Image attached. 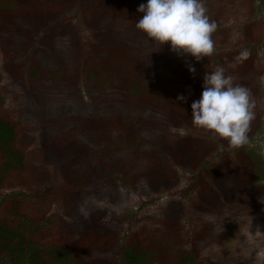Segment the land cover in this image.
Segmentation results:
<instances>
[{
    "label": "rangeland",
    "instance_id": "1",
    "mask_svg": "<svg viewBox=\"0 0 264 264\" xmlns=\"http://www.w3.org/2000/svg\"><path fill=\"white\" fill-rule=\"evenodd\" d=\"M16 1L15 9L0 7V72L5 82V110L15 119L19 118V142L32 158L31 172L35 173L36 180L40 182L41 179L57 177L56 195L50 210L56 216L60 230L70 235L87 264L102 256L95 250V245L100 244L102 248L103 240L97 236L93 239L90 234L86 240L83 239L85 231L78 224L86 214L83 210L74 211L73 205L81 199H92L86 194L97 186L108 191V198L113 197L109 201L111 209L116 212L114 216L102 218V222L115 226L118 239L114 250L107 254L108 264H121L120 246L131 228L141 222L157 223L163 234L167 232L169 250L177 251L174 254L176 259L170 264H194L199 260L192 242L199 226L205 222L213 225L220 242L214 243L216 247L207 245L200 262L205 257L203 264H216L218 256L233 251L236 259L228 264H264V234L256 230V225H260V230L264 231L263 185L254 202L250 187L242 188L234 199L236 204L228 202L236 211L239 205L240 209L246 206L243 208L245 211L253 210L249 218L238 223L235 216L231 217L232 207L226 204L222 192L208 175L215 166L222 168L224 173L228 167L232 172L242 173L244 167L237 161V153L247 149H252L264 163V0H204L217 29L212 37L215 52L200 61L190 54L180 55L171 51L168 42L159 46L136 29L135 23L143 16L137 8L147 0H126L125 4L121 1L115 7L112 3L95 5V1L88 0H47L48 5H42L41 0ZM91 4L95 6L89 8ZM85 12L91 13L92 18L88 16L90 22ZM106 26H110L107 31ZM2 27L4 31H1ZM56 28L58 32L50 35ZM99 33L105 36L104 44L101 43L102 36H96ZM100 43L102 50L109 48L115 57H121L123 49L129 47V59L134 61L136 57L145 56V60L137 63L138 66L143 65L137 69L136 65L130 67L127 62L123 64L129 66L126 72L123 70L126 67L118 71L101 63L94 67L102 74L98 78L87 70L86 62L91 46ZM242 50L250 52L245 60L249 62L246 72L233 75L229 70L226 75H231L234 82L250 84L256 102V118L249 133L251 145L234 149L226 141L194 127L191 117L186 115L176 119L175 124L169 122L163 126L159 111L170 110L169 106L177 104L178 96L189 101L198 100L203 91L201 80L205 73L215 70L217 56L226 60L230 55L238 56ZM147 59L151 61L147 72L154 77L157 74L159 77V70L170 65L175 70V86L167 87V91L158 90L155 96L152 94L141 112L133 100L123 112L121 105L125 102L119 99L120 103L113 107L121 115L114 114L113 119L116 120L111 121L110 126L101 122L105 116L109 119L107 110L101 111L97 107V103L102 104L110 96L106 90L111 88L121 97L122 91L128 89L127 93L135 99L137 94L132 92L129 84L127 87V83L134 78L141 79L138 71L145 66ZM241 63L236 61L235 67L243 68ZM189 65L195 68L194 73L189 71ZM111 70L115 75L107 82L106 75ZM106 71L110 72L106 74ZM154 77L153 80L146 79V90L155 85ZM186 99L180 101L185 103ZM48 111H52L50 117ZM173 117L175 119V114ZM52 121L65 124L66 136L75 141V144L68 143V150L50 151L54 154L53 160L45 156L40 146V130L36 131L40 125ZM93 122L98 126L92 125ZM102 124L105 125L102 127ZM95 132L101 134L100 139L110 140L118 148L109 161L93 150L87 136ZM59 137L54 135L56 140L65 142ZM57 144L58 148L63 146ZM73 144L83 151L78 159ZM202 146L208 151L200 159L197 152ZM176 148L180 150L176 151ZM190 148L195 153L188 158L186 155ZM58 154L64 156V162L55 158ZM72 158L77 160L71 163ZM63 163H71L68 169L72 177H76V185L68 183L64 187L60 181L59 169ZM146 172L155 180H148ZM160 176H165L168 183ZM12 190H3L2 193ZM211 190L216 193L211 195ZM174 200H181V210L171 225L163 213L167 203ZM220 214L222 216L217 217ZM77 233L78 237L74 238ZM91 246L94 252H89ZM184 255H188L189 260L186 261Z\"/></svg>",
    "mask_w": 264,
    "mask_h": 264
},
{
    "label": "trees",
    "instance_id": "2",
    "mask_svg": "<svg viewBox=\"0 0 264 264\" xmlns=\"http://www.w3.org/2000/svg\"><path fill=\"white\" fill-rule=\"evenodd\" d=\"M88 1H95V5L97 3H99V5H108L112 3L114 7L119 5L121 1L122 4H125L126 2V0ZM39 2L42 3V5L49 4L47 0H41ZM17 4L18 1L16 0H0V7L6 10L15 9ZM95 5L91 4L89 5V8H92ZM89 14L85 12V15H87L86 19L90 22L92 17ZM56 27H58V25H56ZM109 27L110 26L105 27L106 31ZM57 30L58 28H56L53 32H50V35L55 32L57 33ZM1 31H4V27L1 28ZM106 33L107 32H104L105 35ZM99 35L102 36L101 43L104 44L103 39L105 36L99 33L96 35L97 38H99ZM125 41L126 44L130 42L129 40ZM101 43L99 45L93 44L91 46V50L88 52L89 55L86 62L87 70L91 74H96L98 78H100L102 74L99 73V71H95L94 67L100 65L101 63L109 69L113 68L112 70L117 69L118 71L126 67V69H123L126 72L129 71L127 70L129 66L131 67L136 65L138 69L143 65L142 64L138 66L137 63L140 60H145V56L136 57L134 61L133 59L132 61L129 59L131 58L127 51L129 47L127 49H123L124 52L121 57H115L114 52L109 50V48L106 49L107 51L102 50ZM237 57V55L233 54L229 56V59L221 60V58L217 56L216 62L214 64L216 67H224L225 74L231 70L233 75L235 73L241 75L242 73L246 72L249 62L247 63V61L243 60L241 63L244 65L243 68H237L235 67L236 61L237 63H240V61L237 60ZM43 62L38 67V71H40ZM127 62L129 63V66L123 65L125 63L127 64ZM146 62L147 63H144L145 66L142 67L140 71H138V73L141 75V79L137 80L134 78L133 80H130L129 83H127V87L129 84L130 87H132V92L137 94L135 99L131 98L127 93V91H129L128 89L122 91L123 96L121 95V97L111 88L106 90L110 96H108L106 101H104L102 104L97 103V107L100 108L101 111L107 110L109 119H107L105 116L101 122H107L105 124L110 126V122L116 120L113 119L115 116L114 114L117 116L121 115L117 112V110L114 111L113 107L117 102H119V99H122L125 102L124 104L121 103L124 106L123 107L121 105L123 112L127 109L125 108L126 105L130 107L129 104L132 102V100L134 103H136L135 107L137 106L141 112V108L145 109L143 104L146 105L148 102H150V99L155 96L158 90L163 89L167 91V87H171L172 85L175 86V83L177 82L176 77H174L175 70L170 68V65H166L164 68L159 70V77L158 74L156 77H154L147 72L151 68V61L147 59ZM112 70L111 72L106 71V74L110 72L106 75L107 82H109L110 79L115 75L113 74ZM152 77L156 79L155 85H152V87L146 90V79L153 80ZM3 81L4 79L2 77V73L0 72V264H87V262L83 259V255L72 243L70 235L60 230L58 227L59 225L57 218L50 210V206L54 200V195H56L54 193V188L57 184L56 182L58 181L57 177L53 178V180L49 178L41 179V181L38 182L35 178V173L31 172L32 158H30L29 153H27L26 149L22 146V143L19 142V118L15 119L5 110L7 101L5 94L3 93V87L5 84ZM201 82H203V80H201ZM235 83L243 85L251 91L250 84L248 82L244 83L241 81H236ZM141 86L143 88H141ZM152 94L153 96H151ZM138 97H140L138 99L140 104L137 103ZM177 101V104H172V106H179V108H173L169 106L171 109L167 112H158L160 119L163 120V126L169 122L175 124L174 121H177L176 119H179L181 115L191 117V103L194 100L189 101L186 99L185 103H182L184 100L181 102L178 99ZM179 110H181V112H177ZM51 113L52 111H48L47 115L50 117ZM174 114L175 119L173 117ZM261 122L263 121H260L259 123ZM94 124L95 123L93 122L92 125ZM64 125L65 124L62 122L60 123L59 121H52L48 123L45 122V124L40 125L39 128L36 129V131L40 130V146L43 148L47 159L54 158V154L50 153V151L56 152L68 150V143L75 144L73 138L66 136L67 128H64ZM104 125L102 124V127ZM94 126L97 127L98 124ZM107 129H109V127ZM100 132L102 133V131ZM93 134L92 136L89 135L87 137L91 141L96 155L102 156L105 161L112 159L115 156V150L118 149L117 146H115L109 139V141L100 139L101 137L99 135L101 134H98L97 132ZM54 135L60 136L59 138H64L65 142H60L59 139L56 140ZM57 143L63 146L58 148ZM74 144L72 146L74 147L73 149H77L76 154L78 159L80 158L83 151L80 147L76 148ZM164 146L165 145H163V147ZM178 150L180 149L176 148V151ZM207 151L208 148L203 146L201 149H198L197 153L200 154V159L206 156ZM192 153L194 154L195 150L190 148L186 157L188 156V158H190ZM55 158H58V160L60 159V162H64L65 159L64 156L60 154H58ZM74 159L75 158H72L71 163L77 160ZM237 161H239L241 164L243 163L244 169L241 170L242 173H240V171L232 172L231 167H228L224 173L222 168L215 166L214 168L210 169L208 174L210 181L217 189L222 192L224 198L223 200L226 201V204H228V202H233L236 204L234 199L238 196L239 192L242 191L243 187H250V189H252L251 199L252 202H254V199L257 200L258 194L261 191L260 187L262 185L264 187V163L262 162L263 160L260 156H257L252 149H247L237 153ZM71 163H69V165H64L63 163V166L59 169L61 178L60 181L63 182L64 187L68 185V183H73L74 185L77 184V180H75L76 177H72L71 170L68 169V166H70ZM102 172L104 173L103 170H101V173ZM146 174L148 180L152 179L148 172H146ZM38 177H40V175H38ZM160 177L165 180V183H168V179H166L165 176ZM107 179L109 178L107 177ZM262 181L263 184H261ZM58 185L60 187L63 186L61 184ZM100 187L101 186H99V188L98 186L93 187V190H90V192L86 194L87 196H92V199H81V201H76L73 205L74 211L83 210V212L85 211L86 214V218L82 219L78 224V226L85 231V237L83 236V239L86 240L90 234L93 236V239L97 236L103 240L102 248L100 244L95 245V250H98L102 256L100 258H96V260H92L90 264H108V259L106 258L107 254L114 250V247L118 241L116 230L114 229L115 226L111 223L102 222V218L108 215L114 216L116 212L111 209V202L109 201L112 200L113 197L111 196L108 198V191ZM7 189L13 190L9 191L8 193H2L3 190ZM211 191V195L216 193L213 190ZM228 205L232 207L231 211L233 212H230L231 217L235 216V220L238 223L242 222L243 219L246 220V218H249L252 215L253 210H243V208H246V206L240 209L239 205L238 211H236L232 205ZM180 210L181 200L168 202L163 213L164 219L171 223V225H174L173 222H175V220L178 218ZM219 216L222 215L220 214L217 217ZM212 227L213 225L210 222L202 223V226H199L198 233L192 242L193 250H195V253H197L199 256V260L194 261V264H203V260L205 262V257H203L204 259H201L200 262V256L201 253H204L205 247L207 245L216 247L217 242H220V240L217 238L214 228ZM160 230L161 228L157 225V223L144 224V222H141L134 225L120 246L121 264L172 263L175 258L174 254H176L177 251L169 250L170 248L168 245L170 242L167 241H170V239H166L167 232L163 234ZM78 235L79 234L77 233V235L73 237L77 238ZM91 251H93L92 246L89 252ZM184 258L187 261L190 257L188 255H184ZM235 259L236 256H234L233 251H226L221 256L216 258L215 263L228 264L233 262Z\"/></svg>",
    "mask_w": 264,
    "mask_h": 264
},
{
    "label": "clouds",
    "instance_id": "3",
    "mask_svg": "<svg viewBox=\"0 0 264 264\" xmlns=\"http://www.w3.org/2000/svg\"><path fill=\"white\" fill-rule=\"evenodd\" d=\"M137 11L143 16L135 23L136 29L159 46L168 42L171 51L190 54L196 61L215 52L212 37L217 24L208 15L204 0H147ZM249 56L248 50H242L237 60L242 62ZM189 71L194 73L195 68L189 65ZM202 87L200 98L191 103L193 126L226 141L234 149L251 145L249 133L256 118L251 91L235 83L222 66L205 73ZM256 230L264 234L260 225H256Z\"/></svg>",
    "mask_w": 264,
    "mask_h": 264
}]
</instances>
